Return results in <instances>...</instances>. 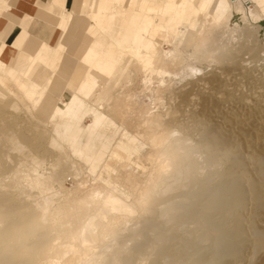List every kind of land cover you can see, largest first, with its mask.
I'll use <instances>...</instances> for the list:
<instances>
[{
  "label": "rangeland",
  "instance_id": "1",
  "mask_svg": "<svg viewBox=\"0 0 264 264\" xmlns=\"http://www.w3.org/2000/svg\"><path fill=\"white\" fill-rule=\"evenodd\" d=\"M79 1L73 0L71 8ZM229 1L233 3L236 0ZM261 1L240 0L245 14L234 10L231 16L226 15L228 17L224 22L227 23V27L224 25L226 23H221L223 20L217 23L220 26L216 24L214 27L210 15L206 16L210 17L209 19L205 17L206 21L202 20V15L198 16L195 25L198 28L195 27L196 30L193 31L203 26L207 31L203 35V38L207 37V43L203 44L204 50L203 47L201 49L205 54L198 57L199 60L193 58L192 47L185 48L183 44H179L178 49L173 41L170 42L171 40H168L169 44L167 40H157L160 42V46L157 47L159 53L174 50L175 55L181 50L183 53H178L181 55L180 61L186 59L185 63L182 61L171 65L168 63L169 65L164 69L170 74L157 75L144 72L133 56L125 55L123 75H127L128 78L122 79L121 85L114 87L118 94L112 89L110 92L107 90L106 94L103 93V101L101 99L99 102L95 101L92 96L88 99L90 103H94L93 105L87 103L88 106L99 107L100 111H104L119 126L120 131L114 134V139H120L122 136L120 134L126 130L130 135H136L135 146H141L137 158L132 155L129 160L131 162H126L128 165L125 163L126 167L120 170L105 174L102 169L100 171L98 169L90 173L75 155L69 152L68 156H61L55 147L47 143V136L40 135V131L50 132L51 124L43 126L39 119L38 122L25 110L11 108L5 105V100L0 102V150L1 153L4 152L5 160L10 159L6 160L10 163V165L7 163L8 167L0 165V180L3 179L2 184L7 194L9 193V198L11 197V204L14 207L26 205L35 212H39L43 204L61 205L68 212L75 211L79 202L89 199L95 191H99L101 195L109 191L112 186L108 181L112 175L117 176L116 185L128 195V202L134 203L135 187L127 183L130 179L126 175L129 174L131 180L136 182V188L139 186L162 189L163 184L160 179H164V176L156 172L157 163L162 161V158L158 161H149L147 156L152 153L151 150H154L152 156L156 151L164 150V142L168 144L172 140L180 146H189V155L198 167L185 173L186 175L182 174L176 188L172 187L169 193L160 194L156 198L159 202L157 209L148 219H142L141 211L138 209L139 211L128 216V219L120 217L116 220L121 227V249L132 250L135 240L150 241L153 237L150 229L156 227L158 234L161 233L160 235H163L167 241L156 248L149 247L151 250L146 247L149 249V252H144L145 255L147 253V264H163L168 261L173 264H264V12L262 14L261 9L264 3L261 5ZM132 5L130 4V8ZM51 19L48 27L55 22V18ZM157 20L163 21L164 17H157ZM56 37V31L50 30L49 40L54 41ZM214 46L218 51L213 48ZM221 51L226 57L219 58ZM101 88V85L95 87L94 92L101 91L103 89ZM70 97V90L63 91L57 100V105L64 108ZM112 103L114 106L111 105ZM150 116H160L163 121L159 126L161 131L157 127L152 129L155 126L149 127L143 122ZM89 120L86 118L85 122ZM43 128L46 130L44 131ZM5 133H15L20 137L25 146L22 153L3 147ZM151 134L164 135L161 141L163 144L160 142L162 146L141 143L145 142L146 135L147 138ZM143 145L145 146L142 148ZM150 147L154 148L150 149ZM29 154H34L38 158L39 174L46 175L54 171L58 175L51 187L53 195L49 198L38 189L26 184L16 188L13 179L11 180L10 173L18 166L17 163L27 161L29 165ZM54 164L59 165L55 170H53ZM73 168L77 171L76 176L71 172ZM166 180L171 182L170 178ZM231 192L234 194L233 197ZM213 195L225 196L228 198V205L222 209H205L203 205L210 202ZM164 199L167 200L166 203H163ZM173 203L177 204L178 210L173 216L174 219H169L162 210ZM202 219L207 220L211 227L216 226L221 230L222 235L227 236L224 246L213 247L211 236L203 241L199 239ZM175 223L178 225L176 226ZM124 228L127 230L125 231ZM129 231L139 235H131L133 240H130ZM94 244L99 246L98 252H105L113 242L104 243L97 238ZM131 254V263L138 264L140 262L138 255ZM133 255L136 256L134 259L138 263L133 261Z\"/></svg>",
  "mask_w": 264,
  "mask_h": 264
},
{
  "label": "bare ground",
  "instance_id": "2",
  "mask_svg": "<svg viewBox=\"0 0 264 264\" xmlns=\"http://www.w3.org/2000/svg\"><path fill=\"white\" fill-rule=\"evenodd\" d=\"M124 1L125 0H95L93 2L91 8L94 11V16L92 14V19L90 21L85 19L87 20V35L78 50V63L76 67L71 68L60 64L58 52L52 51L53 49L51 50L48 47L43 48L36 57L28 58L30 67L40 61L45 62L49 66L47 68H50V74L51 72L52 74L49 78L47 77L48 79L46 82L44 81V85H39L30 79L29 69H25L26 66L23 68L24 70H20L22 65L18 64L19 68L15 63L16 67L19 68V70H15L16 67L10 68L0 63V75L2 76L0 77L6 79V82L7 80L11 82V85H8L10 86L9 89L7 88L8 90H4L5 88L3 87L2 91L6 92L7 96L6 98L0 96V102L5 100V105L14 109L25 110L32 115L34 119L36 118L37 121L39 119L43 126L51 124V131L46 132V129L43 128L45 132L40 131V135H46L48 140L47 143L55 147L61 156H68L69 152L75 155L80 160L79 162L85 165V168L90 173L96 172L98 169L99 171L102 169L105 174L109 171L120 170L128 165L126 162H131L129 160H131L132 155H135L137 158L140 154L141 146H135L137 140L136 135H130V133H127L125 130L120 134L122 135L120 139H114V134L120 131L119 126H117L104 111H100L98 106L99 109L95 108L96 106L90 107L87 105V103H90L88 99L91 96L95 101L98 100L99 102V99L102 100V98H104V96H102L104 95L103 93L107 90L110 92V90L121 83L120 81L122 79L125 80L128 78L127 75H123L124 56H133L144 72H149L150 74L155 73L157 75L167 73L169 75L170 72H167L164 67L172 63L177 64L181 61L184 62L186 59L180 61L181 55L178 53H183L181 50H178L179 52L176 51L178 53L175 55L174 50L159 53L157 47L160 46V42L157 40H171L170 42L173 41L178 49L179 44H183L185 48L192 47L193 52H191L193 53V58H200L205 54H203L201 49L203 44L205 42L207 43V37L205 36L203 38V35L206 34L204 32L207 31H205L204 26L197 31H193L198 28L195 26L199 19H197L198 16L200 17V15H202V20L206 21V16L210 15V20L215 25L214 27H216V24L220 23L222 20V24L226 23L224 21L229 16L228 14L231 16L234 10L245 14L244 9L240 5V0L233 1V3L229 2L227 8L223 12L214 9L217 0H200L197 5L196 3L198 0H166L164 1V5L160 7L150 5L148 3L149 0H142L136 3L134 1L135 6H132L134 8H125L123 6ZM262 3H264V0L261 1V5ZM261 9L263 14L264 6H262ZM55 10V13H60L57 9ZM52 13H54L53 10ZM61 13L63 12L61 11ZM61 15L59 17H61ZM226 15L228 16L226 17ZM159 16L164 17V20H157ZM80 18H82V16ZM65 19L69 22L67 17ZM200 21L201 20H199V22ZM190 24H192V26ZM76 25L78 26L79 24ZM224 25L226 26L227 23ZM208 33L210 34V32ZM169 41L167 42L168 44ZM217 46V48L220 49L219 45ZM213 48L217 50L216 46ZM213 48L212 50L214 51ZM57 50H59V48ZM59 52L61 51L59 50ZM224 57H226V54L221 51L219 58ZM19 61L20 62L17 60V63L24 64V60L22 62L19 59ZM26 63L25 61V64ZM146 75H148V73H146ZM6 82L5 86L8 84ZM1 84L2 82L0 83V87L2 86ZM99 85H101L103 89L101 88V91L94 92L95 87ZM67 89L71 91V97L65 107L61 108L57 105V100L63 91ZM116 93L118 94L117 90ZM113 99H115V97ZM97 104L101 105V103ZM111 105H113V103ZM86 118H88V120L90 119L87 123L85 122ZM146 119L147 118H145V120ZM143 122L149 127L155 126L152 127V129H156V127L159 128L163 121L160 116H150L148 120ZM35 128L37 127L35 126ZM11 129H13V127ZM165 130H163V132H165ZM3 132L2 135L4 134ZM166 132L164 134H166ZM21 136H23V134H21ZM146 136L144 137L143 135L145 142L141 143L145 144L147 142L151 146L160 144L164 137L163 134L158 136L151 134L150 136L148 135L149 137L147 138ZM4 137V140L2 139L3 147H7L10 150L13 149L19 153L24 151L25 146L18 135L15 133H5ZM33 139L35 138L33 137ZM164 145V150L156 151L153 156L151 154L154 153V150H151L152 153L147 156L149 161H158V159L160 160L161 158L162 161H166L164 163L158 161L157 163L158 168L156 172L164 176V179H160L163 184L162 189L140 188L139 186L136 188V182L131 180L129 174L126 175L130 179L127 183L135 187V204L128 202V195H125L116 185L117 176L113 177L114 175H112V177H109L110 179L108 181L110 186H112L109 191L102 195L99 191H95L91 194L89 199L81 200L75 211L68 212L65 207L61 205L51 206L49 204L48 206L43 204L40 207V211L35 212L26 205L14 207L11 204L9 193L7 194L5 186L2 184L3 179L0 180V186H2L0 191V264H133L131 263V253H136L138 255V260H140L138 263V261L134 259L136 256L133 255V261L135 260L138 264H147V253L145 255L144 252L148 251L150 248H156L159 244H164L167 239L163 235H160L161 233L158 234L159 232H157L156 227H153L150 229V234L153 236L150 241L147 240L144 242L143 240H135L133 247L129 245L132 247V250L124 251L120 246V234H122L120 230L121 227H119L116 220L120 217L128 219V216L139 210L141 211L140 214L142 215V219H148L157 209L159 202L156 198L160 194L169 193L172 187L173 189L176 188L175 186L179 185L178 183L180 178H182V174L189 173V171L198 167V165L195 164L196 162L194 163L195 160L193 161L189 155V146H180L176 141L172 142V140L169 141L168 144L164 142ZM144 146L145 145H143L142 148ZM152 148L150 147V149ZM3 153H1L0 150V165H6L5 167H8L10 163L6 161L8 159L5 160V155ZM148 153H150V151ZM33 155L29 156V165L27 161L22 162L20 160L21 162L19 161L20 163H17L18 166L10 173L11 180L13 179L16 188H21L26 184L32 188L38 189L46 198H49L53 195L51 187L54 180L56 181L58 178V175L55 174L54 171L46 175L43 173L39 174V161L38 158ZM181 155L183 157H181ZM26 158L28 159V155H26ZM57 161L60 162V160ZM58 166L54 164L53 170ZM71 172L73 175H77V171L74 168ZM165 177L170 178L171 182L169 183ZM105 183L107 185V182ZM182 185L185 186V184ZM54 191L56 194V190ZM232 194L231 192V196ZM227 201L228 198L225 196L213 195L210 202L205 203L203 207L208 210L222 209L228 205ZM166 202L167 200L164 199L163 203ZM179 208L183 209L182 207ZM177 210V204L173 203L165 206L162 213H166L167 217L170 219L173 218ZM125 223H127V220H125ZM177 223H175L176 226L179 224ZM200 226L201 232L200 235H198L199 239L203 241V239L210 238L211 236L210 239H212L213 247L220 248L224 246L223 244H225L224 242L227 240V236L222 235L220 229L216 228V226L211 227L208 221L204 219L201 220ZM124 230L126 231L127 229L124 228ZM207 233L209 234L207 235ZM136 234L139 235V233L131 232L129 234L130 240H133L131 235ZM97 238L104 243L112 241L113 244L108 246L105 252H98L99 246L94 244ZM147 246L150 248L147 249ZM151 255L153 254L151 253ZM163 264L173 263L168 261Z\"/></svg>",
  "mask_w": 264,
  "mask_h": 264
},
{
  "label": "crops",
  "instance_id": "3",
  "mask_svg": "<svg viewBox=\"0 0 264 264\" xmlns=\"http://www.w3.org/2000/svg\"><path fill=\"white\" fill-rule=\"evenodd\" d=\"M94 1L95 0H80L78 4L74 3L71 8L73 0H0V63L10 68H15L16 64L18 67L22 65L23 67H19L20 70H24L23 68L26 66L25 69H29L30 79L39 85H44V81L46 82L52 72L50 74V68H47L49 66L43 61L30 67L28 58L36 57L45 47L58 52L60 64L71 68L76 67L78 63V50L87 35V20L90 21L92 19V14L94 16V11L91 8ZM134 1L136 3L142 0H125L123 6L128 8ZM164 1L166 0H149L148 3L154 7H160L164 5ZM199 1L200 0L197 1L196 5ZM229 2V0H217L214 9L223 12L227 8ZM135 3L132 6H135ZM55 9L60 13H55ZM52 10L54 13H52ZM61 11L64 14L61 13ZM60 15L62 18L59 17ZM81 16L82 18H80ZM66 17L69 19V22H67L68 20L66 21ZM51 18H55V22L52 23L53 27H48V23L52 20ZM63 18L67 22V25ZM158 18L162 17L159 16ZM73 23L79 25L75 26ZM50 30H55L57 33V37L54 41L49 40ZM82 35L83 39H81ZM58 48L61 52L57 50ZM16 59L18 62H20L19 59L22 62L24 60V64L17 63ZM25 61L28 64H25ZM43 64L47 66L45 67ZM18 67H16L15 70H19ZM1 77L0 83L2 82V86L0 87V96L4 95L3 97L6 98L7 93L2 91V89L4 87V90H8L10 88L8 85H11V82H9V80L6 82V79ZM5 82L8 83L6 84L8 87L5 86Z\"/></svg>",
  "mask_w": 264,
  "mask_h": 264
}]
</instances>
